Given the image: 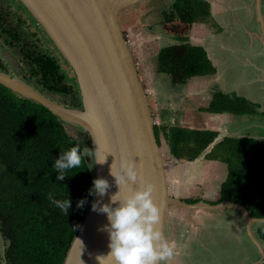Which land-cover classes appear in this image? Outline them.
I'll list each match as a JSON object with an SVG mask.
<instances>
[{
  "label": "trees",
  "instance_id": "1",
  "mask_svg": "<svg viewBox=\"0 0 264 264\" xmlns=\"http://www.w3.org/2000/svg\"><path fill=\"white\" fill-rule=\"evenodd\" d=\"M157 7L161 11L163 29L179 42L160 50L158 70L180 84L197 76L215 74L206 50L190 43L194 23L211 17L210 3L172 0L166 11ZM0 26L4 31L2 24ZM6 33H10L13 41L21 43L19 33ZM22 47L27 49L24 44ZM23 52L31 74L27 81L33 79L50 93L71 97L73 107L82 106L79 90L76 95L74 86L69 84L74 80L77 87L76 78L62 71L58 58L46 51L27 49ZM0 70H6L1 56ZM252 106L235 94L216 92L207 112L240 116L254 113L256 107ZM156 122L158 143L162 147L165 141L173 158L193 162L205 155L227 165L228 176L222 184L218 203L241 204L252 217L264 218V140L236 137L218 140L216 131ZM67 125L41 104L20 97L0 84V264L65 263L95 198L88 190L96 179L92 153L91 159L86 157L81 167L68 170V177L56 180L58 173L52 168L54 160L62 151L80 144L68 133ZM87 141L91 142L89 137ZM49 193L58 199H71L68 216L51 205ZM81 199L85 203L77 208ZM253 227L264 245V224H253Z\"/></svg>",
  "mask_w": 264,
  "mask_h": 264
},
{
  "label": "water",
  "instance_id": "2",
  "mask_svg": "<svg viewBox=\"0 0 264 264\" xmlns=\"http://www.w3.org/2000/svg\"><path fill=\"white\" fill-rule=\"evenodd\" d=\"M19 1L73 70L82 106L62 104L2 70L0 84L20 97L41 104L90 138L94 162L105 158L103 164H95V177L106 179L110 185L107 194L95 196L93 203L96 200L110 203V197L119 192L115 178L110 175L111 165L119 170L122 160H134L144 182H150L154 187L152 197L160 211L158 226L163 237L170 207L189 211H218L230 207L240 212L246 232L264 258V246L252 231L253 224H264V218L252 217L247 208L231 201L187 203L169 193L165 157L156 137L149 95L120 24V13L143 0ZM134 187L142 190L143 183L138 180ZM128 194L122 190L118 195L123 198ZM106 225V214L92 211L91 207L64 264H98L96 257L109 252Z\"/></svg>",
  "mask_w": 264,
  "mask_h": 264
},
{
  "label": "crops",
  "instance_id": "3",
  "mask_svg": "<svg viewBox=\"0 0 264 264\" xmlns=\"http://www.w3.org/2000/svg\"><path fill=\"white\" fill-rule=\"evenodd\" d=\"M207 1L211 5V22L214 26L205 21L194 23L190 31V43L206 50L216 69L213 75L197 76L185 84L175 83L171 75L158 70V55L164 47L178 44V40L165 32L158 18L154 28L156 33L143 36L145 39L141 45L135 38L137 32L131 30L130 34L132 38L134 36L136 42L128 41L140 79L149 95L154 116L170 126L216 131L219 133L218 140L225 137H254L257 140H264V0ZM227 11H232L231 15H227ZM136 35H140V32ZM216 92L235 94L252 102L256 105L254 113L240 115L239 121L246 123L244 122L243 126L239 124L235 126V120L229 117L233 114L224 117L222 114L207 112ZM206 112L210 117H206ZM164 143L169 154V148L165 141ZM168 159L172 161L171 166L165 162L169 193L171 196L172 193L175 194L172 197L184 202L189 200L185 199L181 192L185 193V190H188L187 184L192 185L195 174L205 173V169L211 164L224 165L220 160L208 159L205 155L193 162L177 160L170 154ZM209 172L211 171H207ZM223 174L224 171L220 170L214 175L209 173L208 176L210 179L219 176L218 183L222 187L223 180H220V177H225ZM208 184L204 190L221 193V189L212 188L214 182L209 181ZM199 200L208 203L213 201L202 198ZM218 212L169 208L164 239L174 245L175 255L162 264H229L230 261H226L225 257H228L230 249L225 248L223 241L228 238L227 244L231 238L236 237V241L239 242L238 234L239 231L242 232L243 226L245 228V222L237 210L226 215L228 223L225 225L206 223L205 218L212 216L211 214H220ZM252 231L257 237L253 226ZM205 232L213 235L210 244L202 240ZM241 240L244 241L245 238ZM191 252L195 253L192 258L189 255ZM233 252L235 255H243L244 263L241 264H264V258L259 255L257 248L249 239L246 246L236 245V251ZM234 264L240 263L235 261Z\"/></svg>",
  "mask_w": 264,
  "mask_h": 264
},
{
  "label": "rangeland",
  "instance_id": "4",
  "mask_svg": "<svg viewBox=\"0 0 264 264\" xmlns=\"http://www.w3.org/2000/svg\"><path fill=\"white\" fill-rule=\"evenodd\" d=\"M171 4H172V0H143L140 3L134 6H131L125 9L123 12H121L120 13V24H121L122 30L127 36V39L132 42H134L135 40L134 36L132 38V35L130 34L132 33L131 30L136 31L137 32L136 34L140 32V35L135 34L137 43L140 45L142 44V40L145 39V37L143 36L147 37L150 34L154 35L156 33V31L154 30L156 26V23H155L156 19L158 18L159 19L158 22H159L160 18H162V16H160L161 14L160 8H158L157 6L161 7L164 11H166L171 6ZM219 8L222 10L221 6ZM239 9H241V7H239ZM227 12H228L227 15H231L230 13L232 11H227ZM211 20H212V17L211 19L208 18V20H205V22H209L210 25L214 26V23H212ZM0 24H2V26L5 29L3 31L2 30L3 28L0 26V56L4 64L6 65L5 72L16 75L18 78L26 81L33 87L37 86L35 87L36 89L40 91L43 90L44 94H46L50 98L62 104H65L69 107H73L74 102L71 97L50 93L49 91L45 90L42 86L41 87L38 86L35 80L33 79H30V81H27V79L31 75L29 71V66L27 65L25 61V56L23 52V51H26L27 49L35 50V51H38L39 53H41V51L49 52L50 54L58 58L62 71H64L70 78L75 77L73 70L66 63L62 55L59 53V51L56 49L54 44L49 39L48 35L44 32L43 28L35 20L31 18L30 14H28L22 7L19 6V2L17 0H0ZM209 24H204V25L208 26ZM129 29L131 32L129 31ZM6 31L12 32L14 34L19 33V36L21 38V43H18L16 40L13 41V38L11 37L10 33H6ZM22 44L26 45L27 49H24L22 47ZM69 84L74 86V89L76 91L75 94L78 95L77 90H79V88L78 86L76 87V83L74 82V80L70 82ZM79 95H80V91H79ZM249 103L251 107H253L252 105L256 106L252 102H249ZM221 114L224 117H226L230 113L223 112ZM206 117L207 118L210 117V115H208L207 112H206ZM229 117L235 120L234 121L236 123L235 126H237L238 124L239 126H241L242 124H244V122L246 123V121H242V120L239 121L240 119L239 115H232ZM156 120H158V118H155V121ZM236 120H238V122H236ZM66 129L68 133L71 136H73V138H75L78 143L81 144L82 148L87 147L90 151H92L91 150L92 144L91 142L89 143L87 141L88 136L84 135L78 127L73 126V125H67ZM253 139L255 138L253 137ZM164 146H165V143L163 141L162 148H163L164 157L166 158L165 162H167L168 166H171L172 161L168 159L169 154L167 153V150ZM88 158L91 159V157H88ZM220 170H223L225 174V177L223 176L220 177V180H223V183H224L228 176L227 165L211 164L209 165L207 169H205V173L200 172L199 175L195 174V178H194L192 185L187 184L188 190H185V193L181 192V194L185 196L186 197L185 199H188L189 202L200 201L199 198H202V199L213 200L211 201V204H217L220 201V194L217 192L215 193L208 192L207 190H204V188L207 187L209 185L208 182L211 181L212 183L214 182V184L212 185L213 189H216V190L221 189L220 184L218 183L219 176L211 178V179L208 176L209 173H211V175H214L215 173H218V171ZM207 171H211V172L207 173ZM206 173L208 175H206ZM222 177L223 179H221ZM174 195L175 194L172 193V196ZM170 209H178V207H170ZM218 211H219L218 213L220 214H217V215L211 214L212 216L209 215L208 218H205L206 223L212 224V222H215L217 224L220 223V225L222 224L225 225V223H228L226 219L227 217L226 215H230L231 213H234L237 210L234 208L225 207ZM185 226L188 227L190 225H185ZM245 232H246V229L243 226L242 232L239 231V234H238L240 238L239 242L236 241L237 240L236 237H234L233 239L231 238V240L229 239L230 241L227 244H226V239L228 238H226L223 241V243L226 245L225 248L227 250L228 248L230 249L228 257H225L226 261L228 260L230 261L229 264H234L235 261H238V263L240 264L244 263V260H243L244 258L242 257L243 255H235L233 251H236V245H239L240 247L241 245L246 246L248 239L252 243V240L249 234ZM207 233L208 232L203 233L202 240L204 243L210 244L213 238V235L212 234L209 235ZM243 238H245L244 241L241 240ZM255 253H256V250H255ZM194 254L191 252L189 255L192 258ZM226 261L224 260V262ZM3 264H5V262H3Z\"/></svg>",
  "mask_w": 264,
  "mask_h": 264
},
{
  "label": "clouds",
  "instance_id": "5",
  "mask_svg": "<svg viewBox=\"0 0 264 264\" xmlns=\"http://www.w3.org/2000/svg\"><path fill=\"white\" fill-rule=\"evenodd\" d=\"M93 152L87 147L81 148L80 144L62 151L52 165L58 173L56 180L62 181L68 177V170L81 167L85 158L91 157ZM104 162L105 158L97 160L95 164ZM110 175L115 178L119 192L110 197V203L96 200L91 206L92 211L106 214L108 220L104 230L109 236V252L96 257L98 264H162L171 260L175 255V248L174 245L165 241L158 226L160 211L152 197L153 185L150 182H144L134 160H122L119 170H116L114 164L111 165ZM138 180L143 183L142 190L134 187ZM109 187L106 179L96 178L88 194L102 197L107 194ZM122 190H126L129 194L121 198L118 194ZM48 199L51 205L68 216L71 207L69 197L58 199L55 194L49 193ZM84 203V199L79 200L77 208H82Z\"/></svg>",
  "mask_w": 264,
  "mask_h": 264
},
{
  "label": "built area",
  "instance_id": "6",
  "mask_svg": "<svg viewBox=\"0 0 264 264\" xmlns=\"http://www.w3.org/2000/svg\"><path fill=\"white\" fill-rule=\"evenodd\" d=\"M156 122V121H155ZM157 123V122H156Z\"/></svg>",
  "mask_w": 264,
  "mask_h": 264
}]
</instances>
